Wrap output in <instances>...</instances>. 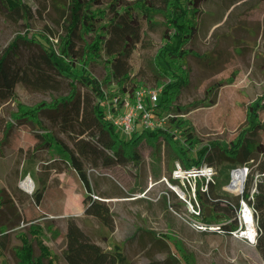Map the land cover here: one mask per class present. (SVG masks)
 Instances as JSON below:
<instances>
[{
    "label": "rangeland",
    "instance_id": "1",
    "mask_svg": "<svg viewBox=\"0 0 264 264\" xmlns=\"http://www.w3.org/2000/svg\"><path fill=\"white\" fill-rule=\"evenodd\" d=\"M20 1L30 8L29 17H9L0 8V55L16 40L21 56L18 61H13L15 68L26 64L30 56H38L40 47L36 37L51 45L57 53L61 52L67 39L62 11L54 0ZM109 1L96 3L93 0L91 3L93 11L106 10L102 23L111 16L107 10ZM189 10L188 19L196 23L198 29L185 46L191 53L183 61L173 64L177 74L185 69L188 76L173 101L175 107L180 106L183 110L179 113L171 110L170 113L183 121L178 127L169 122L166 114L153 116L155 123L174 132L175 141H167L163 136L143 138L137 145L138 158L132 162L109 167L86 164L95 195L99 200L108 199L115 220L112 229L97 217L84 214L82 201L70 196L75 184L62 170L67 169L70 158L55 140L60 138L73 147L77 133L64 132L61 119L56 121L51 117L55 112H43L40 116L55 140L51 148L37 149V144L42 141L39 134L46 131L38 129L40 125L29 114L24 115V111L33 106L51 103L67 95L71 78L45 68L50 81L47 87L38 89L19 82L14 98L0 100V190L6 188L16 194L25 220L18 229L10 230L6 238L7 249L0 256L1 263L19 264L16 249L22 245V232H28L37 255L41 254L39 238L50 249L48 259L52 260L51 264H68L63 254L65 234L68 220L76 217L78 224L95 242L107 250L123 252L132 264H171L173 260L177 264H264L255 244L236 233L247 228L241 210L232 218L222 216L218 220L214 217L210 221L211 208L202 206L197 193L198 188L202 191L206 188V178L190 176L187 179L176 172L179 166L190 170L203 164L211 165L204 159L200 165L184 166L191 160H201V153L207 146L230 147L232 142L247 134L252 120L264 124V0H205L198 10ZM152 20V23L145 18L142 20L144 32L130 57V79L125 83L129 91L140 83L144 106L150 104L149 90L162 93L175 78L158 65V54L167 42L166 33L174 32V27L167 12H155ZM94 38V33L76 38L79 54L71 63L76 68L83 67L99 80L106 97L107 114L116 108L123 114L127 110L126 103L129 102L128 107L134 105L130 92L125 94L118 81L108 80L110 67L104 50L94 54L88 47L85 53L86 44L95 47ZM74 84L85 99L92 102L91 105L100 100L76 78ZM174 90L177 93V89ZM253 106L258 109L255 111ZM190 131L199 140L192 150L187 149L185 140ZM119 136L123 137L121 133ZM131 136L123 138L128 140ZM256 138L264 143V129ZM219 153L218 148L210 152ZM231 163L234 162L216 157L212 162L216 175L211 182L217 194L230 197L234 203L242 194L228 187L232 179L233 167H228ZM29 176L35 182L30 192L21 186ZM38 176L49 185L41 206L34 198ZM175 187L181 189L183 196L175 191ZM68 203L72 207L69 212L65 210ZM210 204L212 200L209 199L207 205ZM233 223L237 228L230 233L198 227L200 224L223 226ZM32 224L42 228L38 237L30 234Z\"/></svg>",
    "mask_w": 264,
    "mask_h": 264
},
{
    "label": "trees",
    "instance_id": "2",
    "mask_svg": "<svg viewBox=\"0 0 264 264\" xmlns=\"http://www.w3.org/2000/svg\"><path fill=\"white\" fill-rule=\"evenodd\" d=\"M92 1L54 0L56 7L62 11L61 17L67 32V39L60 53H57L43 39L36 37L38 47H40L38 56H30L26 64L15 68L12 63L13 61H18L21 56L16 40L5 49L0 55V100L14 98L16 96V85L19 82L38 89L47 87L50 81L46 76L45 68L56 70L61 75L71 78V88L67 95H62V97L53 100L51 103L43 102L33 106L28 111L25 110L24 115L29 114L32 120L40 125L38 129L46 131L43 134H39V138L42 141L37 144V149L51 148L54 144L53 140H55L52 131L48 130L49 128L44 125L45 123L40 116L43 112H55V115L51 117L56 121L61 119L64 132L77 133L73 147L68 146L60 138L58 141L55 140V142L68 153L70 158L69 166H72L77 171L85 186V214L97 217L103 225L112 229L115 224L113 212L107 201L94 197V187L87 173L86 164L88 163L94 167L127 164L138 158L137 145L143 138L158 139L163 136L167 141L173 142L175 141V134L168 128L156 127L149 130L136 123L135 131L130 139L127 140L119 136L117 126L107 118L104 104L106 97L104 96L101 83L92 77L86 69L83 67L76 68L71 63L74 60V56L77 57L79 54L76 50V38H83L85 33H94L96 35V38H94L95 47L86 44L84 47L85 53H87L89 48L94 54H99L101 50H104L110 67L108 80L118 81L125 94L130 92L131 99L135 103L136 93L142 86L137 83L138 85L136 84L129 91L125 83L127 79H130V57L137 44L141 41L144 32L142 20L145 18L152 23L155 12H167L174 27V32L171 33L169 30L166 33L167 42L158 54V65L160 69L169 73L170 76L174 75L175 78L173 84H168L162 93L160 92L156 108L159 115L166 114L169 122L179 127L183 120L181 121V119L177 118V115H170V113L171 110L176 113L183 110L180 106L175 107L173 101L177 98L181 87L186 84L188 73L184 69V72L177 74L174 71L173 64L177 61H183L191 53L190 49L185 46L196 35L198 26L188 19L189 9L198 10L201 3L205 0H110L107 10H109L111 16L105 23H102V20L106 17V10H91ZM94 1L100 3V0ZM0 8L9 17H15L16 15L26 18L30 16V8L20 0H0ZM81 52V59H83L85 55L83 50ZM69 57L71 60H68ZM76 71H80V73ZM75 78L91 89L100 100L91 105L92 102L85 99L77 85L74 84ZM174 88L177 89V93ZM256 106H253L255 111L258 109ZM158 109L160 112H158ZM262 109L264 108L262 107ZM252 123L251 129H248L247 134L239 137L238 141L232 142L230 147L224 148L220 144L207 146L201 153V160H191L192 162H186L184 166L200 165L204 159L212 165L216 157H219L220 159L226 158L234 162L229 164L230 166L228 165V167H233V169L242 166L249 167L250 171L244 192L240 195L241 199L239 197L236 198L234 203H232L233 199L230 197L217 194L213 182L208 185L210 189L202 191L198 188L197 193L202 206L211 208L210 216L212 219L210 221H213L214 217L218 218V220L222 216L227 218L234 217L236 213H240L242 201L250 204L254 210L258 228L255 246L264 259V143H261L256 138L258 132L264 129V124L255 120H252ZM185 140L189 150L199 144V140L195 138L192 131L187 133ZM213 148H218L221 155L220 153L217 155L210 154ZM255 164H257V168H254ZM257 175L259 176L256 183L257 189L253 198H251ZM43 184V187L38 188L34 193L37 205L41 204L44 197L45 180H43ZM209 199L212 200V204L207 205ZM224 203L226 204L224 205ZM24 221V215L16 199V194L6 188H2L0 190V256L7 249L6 238L10 230L18 229ZM222 228L225 232L230 233L237 228V224H225ZM29 230L33 237H38L42 228L32 224ZM21 239L22 245L16 249L19 264L52 263V260L48 259L50 257V249L42 240L38 238L41 254L37 255L29 233L22 232ZM63 254L68 264H132L123 252L117 249L107 250L95 242L78 224L76 217H70L68 220L66 248ZM46 259L47 263L45 262ZM177 263L176 260L171 262V264ZM0 264L9 263L0 262Z\"/></svg>",
    "mask_w": 264,
    "mask_h": 264
},
{
    "label": "built area",
    "instance_id": "3",
    "mask_svg": "<svg viewBox=\"0 0 264 264\" xmlns=\"http://www.w3.org/2000/svg\"><path fill=\"white\" fill-rule=\"evenodd\" d=\"M143 95L144 93L141 92L140 90L137 91L136 93V101L132 107H128V103L125 104L127 107V110L123 114L118 113V109L116 108L115 110H109V114H107V118L111 120L116 126L119 131L123 135L129 136L132 135L133 132L135 131L136 128V123L142 125L144 128L152 130L156 127H161L164 128V126L159 125L158 123H155L153 120V116L157 114V103L159 102V96L160 92L158 90H149L147 93L148 101H149V106H144L142 103L143 100ZM106 113H108L106 111ZM161 116V115H160ZM249 167L248 166H242V167H237L232 170V179L229 185H231L234 181L235 175L242 173L244 175L242 185H241V191L240 193H243L244 189V182L246 178L248 177L249 174ZM176 172L179 174V176L183 178L189 179V177H204L206 178L205 180V187L204 190L208 189V185L211 181L214 182V176L216 175V171L214 166L209 165V164H203L199 167H194L191 168L190 170H184L181 166L178 167V170ZM258 175L257 178L255 179V186L252 189L251 192V198H253L254 193L256 192V183L258 181ZM196 192V190H194ZM95 198H98V196L94 195ZM253 208L249 207V205L245 202L242 201V208H241V213L243 216V221L246 224V220L244 218V213L245 211L249 210L252 213L253 218H255L254 213L252 211ZM256 220V219H255ZM257 226V222H256ZM199 228L203 230H214V231H219V232H225L223 230L222 226H212L211 224H200L198 226ZM246 230L245 229H240L236 233H240L242 237H248L255 245L257 241V234H258V228L255 227V234L251 236L250 234H246L245 231H247L248 226L246 224Z\"/></svg>",
    "mask_w": 264,
    "mask_h": 264
},
{
    "label": "crops",
    "instance_id": "4",
    "mask_svg": "<svg viewBox=\"0 0 264 264\" xmlns=\"http://www.w3.org/2000/svg\"><path fill=\"white\" fill-rule=\"evenodd\" d=\"M66 167H67V169H62L63 170V173L64 174H68L70 176V178H71V181L75 184L74 185L75 187H72V191L70 193V196H71V198L72 197L73 198L75 197L76 201H79V200L82 201V204H83V212L85 214V205H84V198H85V195H86L85 186H84L81 178L79 177V174L77 173V171L72 166H66ZM62 170H61V172H62ZM41 187H43V180L40 178V176H38V188H41ZM48 187H49V185H47V183H46L44 197L42 199L41 204L38 205V206H41L42 203H43V201H44V199L46 198V194H47ZM78 188L80 189V192L78 191ZM65 210L68 211V212L69 211H72V207L70 206L69 203H68V205H65ZM76 215H78V214H76ZM66 234H67V230H66Z\"/></svg>",
    "mask_w": 264,
    "mask_h": 264
},
{
    "label": "bare ground",
    "instance_id": "5",
    "mask_svg": "<svg viewBox=\"0 0 264 264\" xmlns=\"http://www.w3.org/2000/svg\"><path fill=\"white\" fill-rule=\"evenodd\" d=\"M243 178H244V175L242 173L236 174L233 183L228 186L229 189L236 190L239 193L241 191V185H242ZM21 186L30 192L35 187V182H34L33 178L31 176H29L21 182ZM174 189H175V191L179 192L183 196L184 193L181 191V189L179 187H175ZM244 218H245L246 224L248 226V229H247V231H245V233L253 236L255 234V227L256 226L254 223V218L252 216V213L249 210L245 211Z\"/></svg>",
    "mask_w": 264,
    "mask_h": 264
},
{
    "label": "water",
    "instance_id": "6",
    "mask_svg": "<svg viewBox=\"0 0 264 264\" xmlns=\"http://www.w3.org/2000/svg\"><path fill=\"white\" fill-rule=\"evenodd\" d=\"M102 200H104V201H108V199H102Z\"/></svg>",
    "mask_w": 264,
    "mask_h": 264
}]
</instances>
